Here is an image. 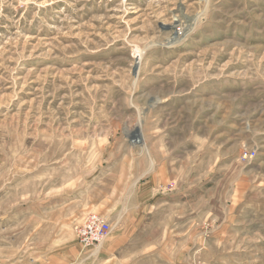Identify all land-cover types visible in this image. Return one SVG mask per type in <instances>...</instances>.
<instances>
[{"label":"rangeland","instance_id":"374dc122","mask_svg":"<svg viewBox=\"0 0 264 264\" xmlns=\"http://www.w3.org/2000/svg\"><path fill=\"white\" fill-rule=\"evenodd\" d=\"M162 160L197 236L147 259L182 232L156 218L118 264H264V0H0V264H110ZM92 213L113 230L84 248Z\"/></svg>","mask_w":264,"mask_h":264},{"label":"crops","instance_id":"0c3cea01","mask_svg":"<svg viewBox=\"0 0 264 264\" xmlns=\"http://www.w3.org/2000/svg\"><path fill=\"white\" fill-rule=\"evenodd\" d=\"M161 162L166 163V161L163 160ZM161 162L158 169L150 170L149 168L146 172L147 177L140 182V189L138 190V194H136L137 196H135L133 209H126L125 212L117 218V220L121 221V233L117 235L115 240L110 242L109 248L107 249L108 251L104 254L108 256L110 264H118V256L121 255V252L123 254L124 246L130 240L131 235H133L130 233L131 230L139 227L145 228L146 226H155L156 218H159L157 221L158 227L164 226V228H172L179 225L182 227V232L176 233L174 230H170L169 233L158 236V239H155V241L154 239L148 240L149 244L145 247L146 251H142L141 254L145 255L147 259L151 258L153 255L152 249L158 248L155 243L152 242H160L161 237L168 236L170 240L175 239V242H178L177 240L182 237V240H186L188 243L197 236L196 208L194 207L192 209V204L189 201L190 204L188 209H184V214H175L180 206L177 198L180 191V185H178L177 181L178 177L175 172L169 171L168 167L164 163L161 164ZM131 199L132 198L129 200L131 201ZM113 202L117 204L118 196L109 191L102 195V202L100 204L97 203L96 200L91 201L88 208L99 209L100 206L106 204L110 205ZM129 210H135V215H127ZM163 215L168 222L160 221ZM172 224L173 226H171ZM173 247L174 246L170 248L173 249ZM123 258L126 257H122V259ZM180 258H182V261L178 262L185 263V254L183 256L178 255L176 259L179 260Z\"/></svg>","mask_w":264,"mask_h":264},{"label":"built area","instance_id":"2783aa9c","mask_svg":"<svg viewBox=\"0 0 264 264\" xmlns=\"http://www.w3.org/2000/svg\"><path fill=\"white\" fill-rule=\"evenodd\" d=\"M258 150L244 146L240 159L244 163H250L257 157ZM113 230L111 223L101 214H89L84 221L76 226V232L81 245L84 248L99 245Z\"/></svg>","mask_w":264,"mask_h":264},{"label":"bare ground","instance_id":"6f19581e","mask_svg":"<svg viewBox=\"0 0 264 264\" xmlns=\"http://www.w3.org/2000/svg\"><path fill=\"white\" fill-rule=\"evenodd\" d=\"M177 21H178V23H180V24L177 23V26L181 25V27H179L178 30L181 31V32H183V31L185 30V26L182 27L183 23L180 22V20H178V19H177ZM188 21L190 22L191 19H188ZM188 21H187V22H188ZM188 24H189V23H188ZM190 25H191V24H190ZM188 27H189V25H186V30H187ZM174 40H175V38H174ZM174 42H176V41H174ZM131 135L134 137V139H137V141H139L138 139H141L140 126H138V127H137V128L131 133Z\"/></svg>","mask_w":264,"mask_h":264}]
</instances>
